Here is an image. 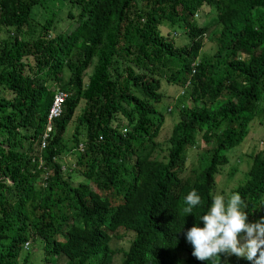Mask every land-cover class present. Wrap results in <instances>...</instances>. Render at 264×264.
Wrapping results in <instances>:
<instances>
[{"label":"trees","instance_id":"16d2710c","mask_svg":"<svg viewBox=\"0 0 264 264\" xmlns=\"http://www.w3.org/2000/svg\"><path fill=\"white\" fill-rule=\"evenodd\" d=\"M68 1L77 12L63 32L53 16L31 17L38 0H0V264H110L118 253L119 264H209L184 232L206 214L249 124L262 125L264 0ZM203 7L212 17L198 21ZM56 90L68 96L40 147ZM164 112L176 118L158 157ZM197 135L212 145L195 162ZM257 140L233 189L249 222L264 217V128ZM193 189L202 203L187 215Z\"/></svg>","mask_w":264,"mask_h":264},{"label":"clouds","instance_id":"9594fccd","mask_svg":"<svg viewBox=\"0 0 264 264\" xmlns=\"http://www.w3.org/2000/svg\"><path fill=\"white\" fill-rule=\"evenodd\" d=\"M233 189L228 199L222 194L212 196L210 207L200 217L203 226L200 221L189 224V229L184 232L185 240L192 246V255L199 261H208L209 264H248V261L251 264H264V217L249 222L246 211L248 204ZM184 202L187 205L184 212L189 215L202 200L193 189ZM184 237L181 236L179 244L182 240L184 248H190ZM169 240L171 246H177L172 232ZM221 255L224 256L222 261Z\"/></svg>","mask_w":264,"mask_h":264},{"label":"rangeland","instance_id":"374dc122","mask_svg":"<svg viewBox=\"0 0 264 264\" xmlns=\"http://www.w3.org/2000/svg\"><path fill=\"white\" fill-rule=\"evenodd\" d=\"M203 11H198L194 17L197 18L198 21L201 20H207V18H211L212 14H208L205 17L201 16V13H205L208 10V7H203L202 8ZM67 11H72V13H74V15L77 12V5L72 4L70 1L68 0H38V3H36L30 11V15L31 17H34V20L37 21L38 23L44 21L46 18H49L51 16H53L54 19V24L57 25V30H61L63 32H65L66 28V22L68 21V18L66 17V13ZM167 24H164L162 27H160L161 30L163 31H167L168 27L166 26ZM177 39V43L176 45H183L186 41V39L181 38V35L176 36ZM204 51H209V45L205 46ZM210 52V51H209ZM93 65L94 63L86 70V74H85V78L88 77V75L91 74L92 69H93ZM67 75L68 72L66 70H64L63 73V77H62V82L65 81V79H67ZM171 89H174V87L171 86ZM180 93V91H179ZM174 95L172 92H170V96ZM175 96V95H174ZM173 99V98H172ZM171 98H166V102L165 103H170L172 101ZM84 102V99L81 98L80 102L78 103V106L74 109V114L72 119L68 122V124L65 127L64 133H63V139L64 140H68L69 141V136L71 134V132L73 131V125H74V116L76 113L79 112L80 108L82 107ZM165 106L167 104H164ZM165 114V120L164 122L161 124V127L159 129V132L157 134V136L155 137V140L160 143V149H156L154 152V156H158L161 157L162 155L165 154V147H166V143L165 140L168 138L169 134H170V128L172 125V121L174 118H176V113H168V112H164ZM255 119V118H254ZM258 118H256L255 120H253V122H251V124H249V128H248V132L246 134V136L244 137L243 141L237 145L236 147L233 148L231 155H233L235 153V158L232 159V165L230 168H228V172H226V174L224 175H219L216 180H217V189H216V194H222L226 197L229 196L231 190L239 183L243 180L244 178V174L246 169L248 168L249 164H250V160L249 158H247V154L252 150V149H261L263 148V144L260 143L257 140V136H259L260 134L263 133V128H264V115H263V121H262V125L258 124ZM197 142L199 144V148H195L194 150H190V153H187L188 156H192L193 160L196 162L198 156L200 155L201 152H203L204 148H208L211 147L212 142L205 145L203 143V141L200 139L199 135H197ZM232 158V157H231ZM64 161L62 163V169H64L66 167V165H70V163H72L73 161V156H63V160ZM231 161V159H230ZM194 164L190 163L187 166H192ZM72 168V167H71ZM77 171V170H75ZM71 172L70 171V177H71V181L72 183H77L79 181H83L84 178L82 176H80L79 174H77V172ZM128 239V236L124 237L122 240L120 241H113L111 243V246L113 248H117L119 246H126V241ZM36 255H38V258L43 259V251H38L36 253ZM120 257L121 254H113V256L110 259V264H119L120 263ZM29 264H34L32 262H29ZM36 264H38L36 262Z\"/></svg>","mask_w":264,"mask_h":264},{"label":"built area","instance_id":"2783aa9c","mask_svg":"<svg viewBox=\"0 0 264 264\" xmlns=\"http://www.w3.org/2000/svg\"><path fill=\"white\" fill-rule=\"evenodd\" d=\"M67 96L68 93L64 90H56L53 93L51 103L47 109L45 131L41 138L40 147L44 146L45 138L48 135V132L51 131V120L54 117L59 116L62 104ZM78 148L81 149V144L78 145Z\"/></svg>","mask_w":264,"mask_h":264}]
</instances>
